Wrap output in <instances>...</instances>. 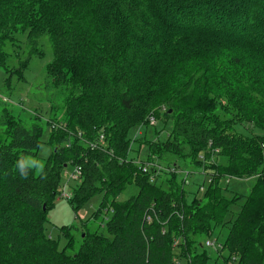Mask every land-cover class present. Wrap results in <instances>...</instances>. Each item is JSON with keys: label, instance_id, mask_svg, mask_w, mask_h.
<instances>
[{"label": "trees", "instance_id": "trees-1", "mask_svg": "<svg viewBox=\"0 0 264 264\" xmlns=\"http://www.w3.org/2000/svg\"><path fill=\"white\" fill-rule=\"evenodd\" d=\"M180 9L184 15L179 17L157 16ZM157 19L162 25L168 21L170 29L202 30L198 41L211 46L198 48L224 47L231 62L248 39L244 46L262 57L264 70V0H0V68L6 85L13 75L23 80L32 53L39 51V38L47 36L52 53L44 89L50 101L52 151L39 171L28 166L25 157L36 154L44 121L35 113L25 123L20 112L0 102V264H204L205 260V264H223L217 256L223 249L233 264L264 262V246L263 252L253 247L256 238L262 243L264 233L262 95L256 108L245 109L240 103L244 98L234 89L224 97L225 110L217 111L221 103L215 98L223 91L227 72L208 87L202 85L206 78L198 85L190 77L184 91L174 81L168 86L174 88L171 92L163 93L162 89H169L158 83L142 90L139 73L146 72L145 61L162 48ZM21 36L26 38L29 56L12 65L5 47L14 46ZM210 59L221 66L216 57ZM234 64L241 71L243 62L234 60ZM250 65L258 67L254 57ZM59 96L65 103L57 113L53 100ZM161 105L163 112L156 109ZM155 120L162 129L149 125ZM234 121L245 134L229 132ZM143 125L147 155L140 160V149L135 158L128 157V132ZM185 159L195 164L202 183L203 175H211L203 205L197 204L202 198L191 194L192 186L187 185L185 164L179 165ZM67 165L80 168L68 202L77 207L101 193L94 215L107 232L83 236L74 253L68 246L58 249V239L44 234L46 214L60 194V176ZM232 175L260 182L257 191L253 186L246 193L254 205H250L253 219L244 223V204L232 202L237 195L222 193V179ZM121 193L124 198L118 200ZM207 217L214 221L226 217L231 222L222 247L213 241L215 259L206 257L208 245L187 240L193 232L205 230ZM77 228L61 226L59 231H69L71 236L66 237L72 240L71 231ZM243 248L248 252L239 259L231 256Z\"/></svg>", "mask_w": 264, "mask_h": 264}, {"label": "rangeland", "instance_id": "rangeland-1", "mask_svg": "<svg viewBox=\"0 0 264 264\" xmlns=\"http://www.w3.org/2000/svg\"><path fill=\"white\" fill-rule=\"evenodd\" d=\"M201 8L203 7H195L196 10H199ZM183 12L184 11L181 9L179 10V13L176 14L160 12V14H157V16L168 14L176 15L179 17L180 15H184L180 14ZM157 21V25H159L158 37L161 38L162 48L161 50L152 53L151 57L148 58L147 61H145L143 68L146 72H144V74L139 73V82L142 85V90H147L150 86H152V84L158 83L160 85L166 84V88L169 89H162L161 91L163 93H166L168 91L171 92V90L174 88L171 89L168 86H170V84L174 81L179 84L177 85V88L181 89V91H184L186 81L185 79L190 77H192L191 82L197 81L198 83L201 81V79L206 78L207 82L203 81L202 85L208 87L221 80L223 78V73L225 74L227 72L225 75V80L222 81L223 91L219 97L215 98L221 103V109L217 108V111L225 110L223 108L225 103L224 97L228 92L231 94L234 89L239 93V95H242V97L244 98V100L242 99L243 101H240V103L245 109L249 107L256 108V101L261 97V95L262 108L264 107V93L262 92V83H264V78H262V76H264V70H262V57L261 59L259 58V55L256 54L255 49H249L244 46L245 42L248 39H245L244 44L241 46V48H239L238 53L233 54L238 56L237 58H233L236 62H243L241 66L242 69L240 71L238 65L234 64V60L231 62V60L226 59L227 57H229V55L224 47H222L221 49L217 48V50L214 51H210V48L209 51L201 50L198 48L199 46L209 47L210 45L207 42L198 41V36H202V30L198 28L180 29V27L170 29L171 26L168 24V21L166 25H162L159 19H157ZM207 22L208 20L205 18L203 20L204 25H207ZM224 37L226 36L223 35V38ZM38 45L39 51L37 53H32L33 56L30 57L27 66L22 72L23 80L20 75H13L10 77V80L6 85L5 72L0 68V102L5 103V105L9 106L12 110L17 111V113L20 112V120L24 121L25 123H30L35 113H38L41 119L44 121L45 129L40 136V143L36 154L33 156L31 155L25 157V163L28 166L33 167L36 172L39 171L41 165L43 164V161H45L50 156L52 151L51 145L48 142L50 127L47 122L51 113L50 101L46 99L48 93L44 91V89L48 87L46 84L49 80L47 76L45 77V67L48 62L52 60V53L47 36H42L41 38H39ZM28 50L29 48L26 38L24 36H21L19 38V41L16 40L14 46L5 47V51L9 53V57L7 56L8 62H11V64L13 65L15 63H18L20 59L26 60L29 56ZM211 57H216L217 63L221 64V66L215 64L213 65V62L210 59ZM220 57H222L223 59H220ZM253 57L258 63V67L256 68L250 65ZM244 69L249 73H246ZM217 73L220 75V78L216 77ZM198 85H201V83H199ZM191 90L194 91L195 89ZM191 90L189 89L188 91ZM62 99L63 96H59L57 100H53V104L55 105V110L57 113L61 111L62 107L64 106L65 102L61 103ZM18 102H21V105L19 103V105L17 106ZM156 109L159 112H163L165 110L163 105H161L159 109L156 107ZM237 123L238 121H234L232 123V127L228 128L232 131L229 130V132H243L245 134V131L241 127H239ZM244 124L248 125V127H250L251 129L253 127L247 123ZM149 125H155L158 130L162 129L160 128V125H158V122L156 120L155 123L153 122ZM144 126L145 125L133 128L132 131L128 132V137L130 139V142L128 143V151L130 152L128 153V157L131 156L132 158H135L136 152L141 149L139 153V159H145L147 155V148L144 147L142 143L143 141L145 143L147 139H144ZM169 127L170 123L165 127V129H169ZM163 131L161 134H163ZM251 133H253V130L248 131L247 135L251 136ZM161 153L164 155L163 150H161ZM174 156V159H177L179 161L181 160V157L177 156V154H175ZM163 158L168 161L169 164L172 163L171 158ZM221 163L225 164L224 160ZM184 164V167H186L188 170L186 171L188 174L186 176L187 185H189V187L192 186L191 194H195L199 199L202 198L200 202H196L197 204L200 203L201 205H203V201H206L207 199L206 197L203 198V194L206 188V184L208 183L209 177L211 175H203L205 176V180L204 183H202V175L198 176L196 174L197 170L195 169V164L185 159V162L179 165L183 166ZM179 168L176 169L177 172L178 170L181 171ZM74 169L75 167H73L72 165H67L63 168L60 176V192L63 189L65 193L72 195V190L79 181L78 178H69L70 175L74 172ZM176 170L174 172H176ZM178 173H182L183 175L185 174V172ZM236 178L241 181L237 180ZM193 183H195L196 185H192ZM222 184L223 194L227 193L228 195H230L228 197L232 198L237 195V197L232 200V202H234L238 206H242L244 204L247 215L245 216L243 223L252 220L253 209L250 207V205H254V203L251 201V199H249V197H247L246 199V193H250V190L252 191L253 186H256L255 189L257 191L260 187V182L256 181L255 177L247 178V176L244 175H242L241 177L232 175V177L225 176L222 179ZM125 197H127V193L125 194ZM123 198L124 193H121L118 197V200H122ZM101 199L102 194L96 193L85 201H82V203H80V205L76 207L74 206V204H70L65 198L56 196L50 209L48 210V213L46 214V221L44 224L45 237H50L54 240L58 239V249L61 250L62 247L68 246L72 249V253H74L83 236L95 231H97L98 233L107 234L105 226L100 224L99 216L98 218H96V215H94L97 213L100 207ZM105 214L106 210L103 214L104 217L106 216ZM224 218L225 220H223ZM205 219L207 224L205 230H197L193 232V234L187 240H192L193 242L197 243L199 239L200 243L203 245L206 240L215 241L216 245H221L222 247V244L225 243L224 241L228 230L231 227V222H229V220H226V217H220L215 221L210 217H207ZM71 225L80 227L77 228V231H71V233L74 235L72 237V240H70L71 234L69 233V231H59L61 226L68 227ZM66 234L70 236L66 237ZM261 240L262 243H260L259 245L256 238L253 247L255 249H258V251L263 252L262 248L264 246V233ZM204 251L206 257L208 255H211L215 259V255L213 254L215 250L213 246L206 247ZM245 252H248V249L244 250L243 248L241 252L234 253L231 256L239 259V255L241 253L244 254ZM217 253V256H220L223 259V264H233V262L230 261V258L227 255L226 249H223ZM205 262L206 260L204 261V264ZM261 263L264 264L262 260Z\"/></svg>", "mask_w": 264, "mask_h": 264}, {"label": "built area", "instance_id": "built-area-1", "mask_svg": "<svg viewBox=\"0 0 264 264\" xmlns=\"http://www.w3.org/2000/svg\"><path fill=\"white\" fill-rule=\"evenodd\" d=\"M79 175H80V168H79V167H75L74 172L70 175L69 178L77 179ZM59 196L62 197V198H65L66 200L70 199V197H71V195L68 194V193H65V192L63 191V189L61 190ZM213 244H214L213 241H209V240H207V241L205 242V245H208V246H213Z\"/></svg>", "mask_w": 264, "mask_h": 264}, {"label": "bare ground", "instance_id": "bare-ground-1", "mask_svg": "<svg viewBox=\"0 0 264 264\" xmlns=\"http://www.w3.org/2000/svg\"><path fill=\"white\" fill-rule=\"evenodd\" d=\"M80 175L78 176V179H79Z\"/></svg>", "mask_w": 264, "mask_h": 264}]
</instances>
